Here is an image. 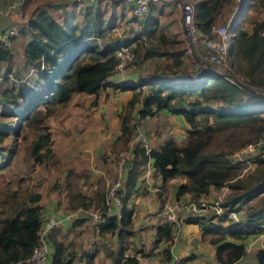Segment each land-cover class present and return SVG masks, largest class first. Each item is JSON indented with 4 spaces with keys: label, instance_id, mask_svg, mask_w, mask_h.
<instances>
[{
    "label": "trees",
    "instance_id": "1",
    "mask_svg": "<svg viewBox=\"0 0 264 264\" xmlns=\"http://www.w3.org/2000/svg\"><path fill=\"white\" fill-rule=\"evenodd\" d=\"M190 1L195 7L194 21L204 32L210 31L216 16L229 2ZM99 4L78 7L72 0L68 10H59L58 14H55L57 4H41L19 28L18 34L29 30L31 36L16 50L20 56L15 69L12 67L14 72L5 71L13 72L14 79L1 93L4 106L0 116L13 117L14 121L0 119V170L11 164L14 143L25 126L34 125L56 108H63L75 93H92L96 100L103 85L130 88L132 93L118 112L120 132L113 140L116 150L130 148L131 151L117 190L122 208L119 215L104 214V220L95 224L97 233L110 232L117 236V264H139L135 252L126 253L125 237L134 232L131 221L134 211L127 201L151 158L155 172L161 177V186L173 176L184 177L174 191L177 199L189 193L188 202L200 205L211 188L227 187L219 201L223 208L221 213H190L184 220L197 223L202 229V238L215 244L218 261L228 264L238 261L246 254L247 235L264 230V155H261L264 145L255 153L256 164L244 176L242 160L231 157L240 148L256 143L264 132V0H244L234 12L230 63L242 77L240 83L232 81L227 71L205 63L201 65L209 70L206 69L199 80L195 81L193 75L175 78L182 64L183 48L162 51L139 41L135 53L140 54L142 50L144 56L165 54L171 57L170 61L135 80H108L117 62L115 48L137 39L138 34L105 39L116 18L112 13L105 21ZM254 11L257 14L252 13ZM77 13L81 14L80 21L75 18ZM245 23L250 28H246ZM142 29L148 35L155 34L153 23L145 19ZM161 37L166 41L164 35ZM14 54L12 47L0 45V66L11 61ZM30 67L35 69L28 75ZM8 77L5 75L4 80ZM10 102L16 106L9 107ZM137 102H140L139 117L153 116L162 108L181 113L189 124L184 141L179 143L170 136L156 145H144L140 139L133 140ZM10 136L7 144L1 143ZM51 143V131L45 127L31 142L32 161L42 162L52 157ZM20 180L4 178L0 171V264H16L25 259L37 242L43 223L41 193L22 187ZM65 182L68 184V179ZM94 197L96 203H93V195L75 189L69 191V205L86 208L95 204L104 213L107 193L98 191ZM228 211L238 213L237 218L228 217ZM82 220L77 218L73 224ZM51 229L48 232L53 245L50 264H70L73 251L57 238L60 228ZM173 232L171 222L161 218L155 239L165 243L160 249L164 262L172 259L171 245L176 241ZM92 255L93 250L88 256ZM189 256L175 259L174 264H183ZM255 258L259 264H264V244L255 249Z\"/></svg>",
    "mask_w": 264,
    "mask_h": 264
},
{
    "label": "rangeland",
    "instance_id": "2",
    "mask_svg": "<svg viewBox=\"0 0 264 264\" xmlns=\"http://www.w3.org/2000/svg\"><path fill=\"white\" fill-rule=\"evenodd\" d=\"M47 2L60 3L59 0H27L23 6V11H29L36 6ZM163 3V6L173 5L175 10L178 11L181 16V9L177 0H170L169 2ZM99 5L105 13L104 19H106L105 17H108V14L113 10V6L110 3H101ZM237 5L238 2L236 0H231L230 2L225 3L218 16L220 19H217L218 17L216 18V23H226L231 13L236 11ZM117 7L118 9L120 8L119 5ZM229 9L231 10L226 14ZM55 12V14H58L59 10H56ZM252 13L257 14L255 11ZM79 18H81V16H79ZM118 30L119 29H116L114 31ZM175 37L177 38V41L180 42L178 46L184 49L190 47V43L186 38L182 24L180 32H177ZM12 48L13 51H15V54L12 56L11 61L3 62L0 66V111L4 106V98L1 93L4 88L10 87V81H13L14 79L13 76L4 80L5 78L3 75L6 69H11L14 72L20 56L19 52H16V49L14 48V42ZM186 51L188 54H192L190 50ZM139 57L140 54L136 52L128 65L130 63L131 65H135L134 63L139 60ZM192 58L194 59L193 56ZM194 61L199 64L205 63L212 66V63L209 62H199L196 59H194ZM145 65L147 66V64ZM12 67H14V69ZM218 69L222 68L219 67ZM222 70L226 71L227 69ZM13 72H11L12 75H14ZM31 72L32 70H30L28 75H31ZM187 72L190 73V70L187 69ZM12 106H16V104L10 102L9 107ZM123 106L124 102H121V96L118 90L114 91L112 89L110 91L104 88L101 90L99 96L96 97V100H94V94L92 93L77 92L63 108H56L57 110L45 116L34 125L25 126L22 130V135L16 138L14 143V153L11 156V164L7 165L0 171L3 173L4 178L6 177L14 180L21 178L20 185L22 187H31L32 189L41 192V202L45 201L44 203H40L42 208L45 206V208L50 209L49 212L43 216V222L46 223L52 219L56 220L57 218H55V216L61 212H74L77 210L68 209L65 211V202L66 206L70 207L69 191L80 189L86 195H93V203H96L94 197L95 192L103 191L110 194V189L112 188L111 190H113V187H115L116 193L121 187L122 177L126 170L125 162L131 157V152L129 148L116 150L114 147V149L113 142L110 147V152H107L105 148L110 146L112 140L107 142L105 137L106 135L115 133V123H113V120H111L110 117L113 118L115 115L117 116L118 111H120ZM163 118L164 115H158L147 123H144L141 120L137 121L133 140L141 139L142 143H146V145H154L158 144L157 140L159 137L170 136L169 131L171 129V123H163ZM0 119L12 121L13 117H4L1 115ZM45 127H48L51 131V147L54 153L52 157L49 156L50 158L45 159L42 162H35L32 161V157L29 155L31 142L39 133H41V131L45 130ZM136 132L142 133L141 138H135L137 134ZM102 134L103 136H100ZM153 136L155 137L153 138ZM175 139L177 142L183 141V137L180 135ZM10 140L11 136L6 137L1 143L7 144ZM97 145L100 146V149H97ZM257 151H259L258 146L246 145L231 155L232 158L242 160L240 163L241 174H243L242 176H244L246 171L251 170L256 164L254 156ZM262 152L261 155H264V150ZM96 169H100V171L96 173ZM181 178L182 177L177 176L175 177V180ZM66 179H68V184L65 182ZM153 181L159 184L160 180L154 175ZM155 182H152L151 184H155ZM156 187L160 189L158 185H156ZM142 189V194L145 196L146 201L151 200V197H154L153 194L157 193L147 189L145 186L142 187ZM164 189L162 188V192ZM223 189L224 188H212L210 193L201 199L208 204L205 213L215 212L214 204L218 200V195ZM165 190L164 195L166 196L167 188ZM170 197L171 198L166 201L168 203H173L170 205L175 217L177 216V212L181 213L183 209H189L188 205L185 206L182 201H177L172 195ZM52 198L54 201L51 200ZM182 200L187 201L189 198H182ZM181 207H183V209H181ZM94 209L98 208L95 204H92L81 210L83 211L82 216L86 217L83 226L74 230L72 229L70 233L64 237L65 241L72 238L70 240L72 241L71 245L77 247L79 241L87 240V238H91V235H94L92 227L95 224V220L91 216ZM163 209L160 211V217L164 216ZM146 216L149 219H151V216L155 218V216L151 214H147ZM55 226L57 225H54L53 227ZM179 226L181 229V225ZM248 248L249 250L247 251L248 254L246 257L253 255L255 250L253 244Z\"/></svg>",
    "mask_w": 264,
    "mask_h": 264
},
{
    "label": "crops",
    "instance_id": "3",
    "mask_svg": "<svg viewBox=\"0 0 264 264\" xmlns=\"http://www.w3.org/2000/svg\"><path fill=\"white\" fill-rule=\"evenodd\" d=\"M6 1L8 0H2V2H6ZM112 1L106 3V4L110 3L113 6V10H111V12L108 14V17H110V15L114 13L116 19L114 20V26L109 30H107L105 39H112L115 37L124 38V37L132 36L131 27L127 22L128 17L131 16L130 5L124 2V0H112ZM230 1L231 0H229V2ZM236 1L238 2L239 5L244 0H236ZM59 2L60 3L58 2H47V3L53 5L57 4L58 7L57 6L56 7L58 10L67 11L70 5V1L59 0ZM47 3H43V4H47ZM162 4L164 3L161 1L152 3L150 5L146 17L144 18L148 23H153V28L155 29L154 32L155 38L152 43V46L162 51L182 48L178 46L180 42L177 41V38L175 37V34H177V32H180L181 29V24H182L181 16L179 15L178 11L175 10V7H173V5L163 6ZM118 5L120 7L119 9L117 7ZM238 5L236 10L238 9ZM34 8L24 12L26 19ZM230 10L231 9H229L226 12V14ZM219 14L216 16V18L219 16ZM232 14H234V11L231 13V15ZM14 16L15 14L11 13V15H9L8 17V20L13 19ZM79 16H81V14L79 13H77V15L75 16V18L78 21H80ZM217 19H220V17H218ZM104 20L106 21V19ZM4 22H5L4 20H1L0 25H2ZM244 25L246 28H250V25L248 23H245ZM116 29L119 30L114 31ZM30 32L31 31L26 30L14 37L13 42H14V48L16 50H20L23 44L30 38L31 36ZM161 35H164L166 41L162 40ZM182 52H183L181 55L182 64L181 66L178 67L175 78H179L181 76L189 77V75H193L192 77H194L195 81L199 80L204 75V73L207 72V70H209V68L199 63H196L192 58V55L188 54L184 48ZM170 59L171 57L166 56L165 54H153L149 56H144L142 55V50H141L139 60L136 63H134L135 65L133 64L131 65L130 63L129 65H127L128 68L126 67V69L123 72L113 70V72L107 77V79L110 81L132 80V79L135 80L139 76H146L157 67L159 69L162 68L163 63L170 61ZM145 64H147V66ZM187 69L190 70V73L187 72ZM104 88L110 91L112 89L114 91L118 90L121 96V102H124V104L132 93V89L130 88L117 89V88H113L110 84L103 85L101 90ZM139 107H140V102H137L134 108L136 121L141 120L142 122L147 123L150 122V120L153 119L154 117H157L158 115H164L162 122L171 123V129L169 131V135L174 139L180 135L181 137H183L182 140L184 141L187 134L186 128L189 126V124L181 113L170 111L167 108H162L158 110L153 116L146 115L144 117H139L137 114V110ZM110 119L113 120V123H115V129H114L115 133L106 135L105 137L106 138L105 140L107 142L108 141L110 142V140H112L110 142V146L105 148L107 152H110V147L112 146V142L120 132L118 115L117 116L115 115L113 118L110 117ZM100 136H103V134ZM170 136H164L161 138L159 137L157 142L158 143L163 142L166 138ZM154 137L155 136H153V138ZM97 149H100V146H98ZM125 163H126L125 165L126 168L129 162L126 161ZM98 171H100V169H96L95 172L97 173ZM154 175L157 178H159L160 180L159 184L153 181ZM175 177L177 176H173L167 179V181L163 184L165 186L163 185L161 186L162 183L161 177L159 173L155 172L154 166L152 165V160L150 158L147 161L146 165L144 166L143 171H141V173L139 174L136 180V184L132 190L131 196L128 198L127 203L128 205H132L134 211L131 220L132 229H134L133 230L134 232L128 234V236L125 237L127 240L126 253L135 252L138 257L139 264H162L164 262V260L161 258L160 249L165 245V243L163 241H156L155 233H156L157 225L161 222V218H162L160 217L161 209L165 207V204L167 203L166 200L171 198L170 197L171 195L174 199H177L174 196L175 188L179 182L184 180V177L182 176H180L182 178L178 180H175ZM152 182H155V184H151ZM156 185H158L160 189H157ZM144 186L147 189L157 192L156 194H153L154 197L153 198L151 197V200H149L150 202L146 201L145 196H143L142 194L143 191L142 187ZM162 188L163 189L167 188L166 196L164 195V192L166 190L164 189V191L162 192ZM189 195H190L189 193H186L181 197H179L177 201H182L183 203H187L188 200L185 201L182 200V198H189L190 197ZM51 200L54 201L53 198ZM41 201L42 199H40V203L45 202V201L43 202ZM84 208L85 207L83 206L67 207L65 202V211L68 209L70 210L77 209V210L74 212H67V211L63 213L61 212L62 214L60 213L55 216V218H57L59 221V224L55 227L60 228L59 233L56 234L57 238L59 240H63L64 243L67 244L68 249L73 251L72 262L70 264H117L115 260L116 249L118 246L117 236L110 232L109 233L105 232L103 235H100V233H97L95 224L92 227L94 230V235H91V238L89 239L87 238V240L79 241L77 247L71 245L72 241L70 240L72 238L65 241L64 237L67 236L72 229L74 230L78 227L83 226V223L85 222L86 219H84L85 216L84 217L82 216L83 211L81 210H83ZM181 209H183V207H181ZM49 210H50L49 208H45V206L42 208L41 206L42 217L46 215L49 212ZM190 213L191 212L189 210H185V209H183L181 213L177 212L176 217L178 220V224H177L178 229L177 227L175 228V231L177 232L176 241L171 245V248H173V246L177 243L178 249L176 255L172 252V259L169 261L174 262L175 259L179 260L182 257H187L188 255H190L188 258L184 260L183 264H228V263H222L216 259L215 257L216 246L214 243H211L207 239L202 238L201 236L202 229L200 228V226L195 222H187L184 220V218ZM147 214H151L155 216V218L151 216V219H149L146 216ZM77 218H82L83 219L82 222L73 224L74 220ZM179 225H181V229L179 228L180 227ZM263 239H264V230L260 232L250 233L249 235H247V237L244 240L246 241L245 243L246 254L238 261L229 264H259L255 258V250L253 252V255H250L248 257H246V255L248 254L247 252L249 250L248 247L251 244H253L254 249H256L258 246H263L264 244ZM52 250H53V245L52 242L50 241V252ZM92 250H93V255L89 257L88 255L89 253L92 252Z\"/></svg>",
    "mask_w": 264,
    "mask_h": 264
},
{
    "label": "built area",
    "instance_id": "4",
    "mask_svg": "<svg viewBox=\"0 0 264 264\" xmlns=\"http://www.w3.org/2000/svg\"><path fill=\"white\" fill-rule=\"evenodd\" d=\"M27 0H8L2 2L0 0V21L4 20L5 22L0 25V45L3 47H12L13 39L18 34L19 28L25 22V14L23 11V6ZM78 7L85 6L89 3H107L111 0H74ZM130 5V11L132 17L127 20L133 34H138V38L132 40L129 43H122L117 46L114 50V54L117 58L114 70L123 72L129 61L135 55V48L138 45V41L142 42L143 45H151L154 41V36L148 35L142 29V20L146 17L147 12L149 11L150 5L157 1L169 2L170 0H124ZM177 3L181 9V21L182 26L186 34V38L190 43V47L185 50H190L191 55L199 62H209L215 65L216 68L227 69L226 71L230 73V79L235 82H242V77L236 73L231 64H230V51L229 47L233 41V29L231 27L232 22L234 21V15L229 16V19L226 23L218 24L215 23L209 32H204L199 29L194 21V12L195 7L190 0H177ZM14 13L15 16L13 19L8 20L9 15ZM34 67H30V70L34 72ZM29 70V71H30ZM13 77L11 71L4 73V76ZM137 133V132H136ZM142 133L138 132L135 138H141ZM141 140V139H140ZM146 145V143H143ZM250 146H258L259 150L264 145V132L256 143L248 144ZM114 189H110V194L107 193L106 207L105 212L98 209H94L91 216L95 220V224L102 222L104 220V214H116L119 215L122 202ZM159 189L158 187H156ZM224 189L219 193L218 200L220 201L225 193L227 192V187L224 186ZM216 201L214 204L215 212L221 213L223 208L219 205V201ZM170 204L166 203L164 207V216L162 217L167 222H171V226L174 230V237L176 238L177 232L175 228L178 229V220L175 217L173 209ZM177 204V203H174ZM185 206L188 205V210L191 214H201L205 213V210L208 206L205 202L201 201V204L198 205L195 202L189 201L183 203ZM228 217L237 218L238 213L235 211H228ZM59 221L50 220L48 222H43L42 226L38 233L37 242L33 245L30 254L23 260H18L16 264H50V241L48 238V232L51 230L54 225H58ZM162 264H174L173 261H166Z\"/></svg>",
    "mask_w": 264,
    "mask_h": 264
},
{
    "label": "water",
    "instance_id": "5",
    "mask_svg": "<svg viewBox=\"0 0 264 264\" xmlns=\"http://www.w3.org/2000/svg\"><path fill=\"white\" fill-rule=\"evenodd\" d=\"M231 47H232V43L230 44L229 47V51L231 52ZM177 249H178V244L176 243L173 248H172V252L176 255L177 254Z\"/></svg>",
    "mask_w": 264,
    "mask_h": 264
}]
</instances>
